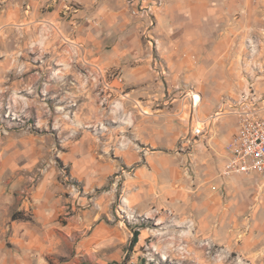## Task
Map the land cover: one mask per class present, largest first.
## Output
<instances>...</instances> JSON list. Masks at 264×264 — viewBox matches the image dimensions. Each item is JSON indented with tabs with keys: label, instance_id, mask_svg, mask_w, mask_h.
I'll use <instances>...</instances> for the list:
<instances>
[{
	"label": "rangeland",
	"instance_id": "1",
	"mask_svg": "<svg viewBox=\"0 0 264 264\" xmlns=\"http://www.w3.org/2000/svg\"><path fill=\"white\" fill-rule=\"evenodd\" d=\"M83 4L0 0V136H35L45 143L63 137L65 158L77 156L71 146L83 134L106 146L100 152L114 165L113 171L90 191L83 187L85 180L65 166L69 196L76 193L86 205L93 203V194L102 195L103 202L111 198L107 212L118 229L119 244L98 250L115 257L94 264H263L264 205L256 203L264 179L257 174L221 175L225 152L212 145L207 126L220 116L235 115L242 94L264 99V0H251V19L245 28L234 24L232 39L225 43L236 79L233 94L220 98L204 116L203 88L190 85L166 91L161 87L157 101H134L130 87L121 81L122 68L135 57L133 50L151 46L149 38L142 34L134 39L126 28L124 38H111L108 29L95 34L89 20L79 22L82 18L75 16ZM214 36L219 37L217 31ZM112 47L122 53L118 65L110 64L118 58L109 55ZM194 116V124L205 123L200 134L191 131ZM158 121L165 131L144 128ZM159 133V146L148 141ZM119 143L134 145L141 155H158L163 177L167 171L163 182L158 184L156 175L150 189L144 173H138L149 171V163L128 161L131 147L119 149ZM241 180L251 200L245 213L237 211L233 195ZM136 193L143 195V202L135 199ZM84 264L90 263L85 259Z\"/></svg>",
	"mask_w": 264,
	"mask_h": 264
},
{
	"label": "crops",
	"instance_id": "2",
	"mask_svg": "<svg viewBox=\"0 0 264 264\" xmlns=\"http://www.w3.org/2000/svg\"><path fill=\"white\" fill-rule=\"evenodd\" d=\"M83 1L84 7L77 9L75 16L82 18L79 22L89 20L95 34L108 29L111 38H124L126 28L134 39L142 34L149 38L151 46L133 50L135 57L122 68L121 81L130 87L128 94L134 101H157L161 87L166 91L168 87L190 85L203 88L201 99L206 104L200 111L204 116L214 110L220 98L233 94L230 88L236 79L232 77L234 67L226 60L230 54L227 46L234 24L245 28L251 19V0ZM115 51L114 47L110 49L109 55L118 57L110 64L118 65L122 53ZM209 87L222 89L209 92ZM141 96L147 99H138ZM195 119H191L192 133ZM218 119L207 127L212 133V145L225 152V163L238 129V117L223 115ZM149 127L165 131V124L159 121L146 123L144 128ZM71 147L77 156L71 153L65 158L63 137L56 136L45 143L35 136L24 140L15 133L0 136V264H84L85 259L94 264L107 263L115 257L112 253H98L104 246L116 248L119 244L118 229L110 223L107 212L111 198L103 202L102 195L93 194L90 199L94 204L86 205L79 197V205L76 193L69 196L70 188L65 184L66 165L71 173L85 180L83 187L87 191L105 181L114 165L102 158L100 151L106 146L87 134ZM131 151L128 161L142 159L149 163V171L141 169L138 173H144L150 189L156 175L158 184L165 179L167 171L163 177L156 162L158 155H141L134 145ZM242 181L233 193L239 213H245L251 201ZM141 193L135 197L139 203L143 202ZM157 195L160 198L159 192ZM257 198L256 204L264 205V192ZM15 212L19 217L13 219Z\"/></svg>",
	"mask_w": 264,
	"mask_h": 264
},
{
	"label": "built area",
	"instance_id": "3",
	"mask_svg": "<svg viewBox=\"0 0 264 264\" xmlns=\"http://www.w3.org/2000/svg\"><path fill=\"white\" fill-rule=\"evenodd\" d=\"M234 107L238 129L231 140L221 174H257L264 179V99L245 93ZM198 123L200 125L195 124L192 128L194 134L203 130L204 121L198 120Z\"/></svg>",
	"mask_w": 264,
	"mask_h": 264
},
{
	"label": "bare ground",
	"instance_id": "4",
	"mask_svg": "<svg viewBox=\"0 0 264 264\" xmlns=\"http://www.w3.org/2000/svg\"><path fill=\"white\" fill-rule=\"evenodd\" d=\"M197 103H198V101H195L194 100V103H193V105H197ZM122 122H125V123H127V121H122ZM160 133L157 135V139L155 138V136L152 138H149L148 139V141L150 140L153 144H156V145H158V144H160L162 141H161V138H160ZM142 138V137H141ZM118 147H119V149H122V148H125V149H128L129 148V144L128 143H119L118 144ZM171 185V184H170ZM163 191V190H162ZM122 202L124 203V204H126L127 205V199L126 198H123L122 199ZM122 210L124 211V212H126L127 213V216L128 217H131L132 216V213H131V211L130 210H128V209H126L125 207L124 208H122ZM177 237H178V235H177ZM162 258L163 259H165V260H167L168 258H169V255L166 253V252H162Z\"/></svg>",
	"mask_w": 264,
	"mask_h": 264
},
{
	"label": "trees",
	"instance_id": "5",
	"mask_svg": "<svg viewBox=\"0 0 264 264\" xmlns=\"http://www.w3.org/2000/svg\"><path fill=\"white\" fill-rule=\"evenodd\" d=\"M19 217V214L18 213H13V215H12V218L13 219H16V218H18ZM136 237H137V234H136V236L134 237V239L132 240V242H131V244H135L136 243Z\"/></svg>",
	"mask_w": 264,
	"mask_h": 264
}]
</instances>
